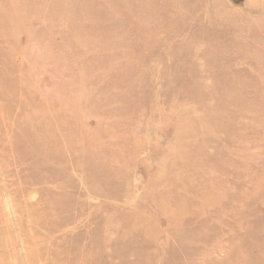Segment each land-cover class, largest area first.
<instances>
[{
	"label": "rangeland",
	"instance_id": "obj_1",
	"mask_svg": "<svg viewBox=\"0 0 264 264\" xmlns=\"http://www.w3.org/2000/svg\"><path fill=\"white\" fill-rule=\"evenodd\" d=\"M0 264H264V0H0Z\"/></svg>",
	"mask_w": 264,
	"mask_h": 264
}]
</instances>
